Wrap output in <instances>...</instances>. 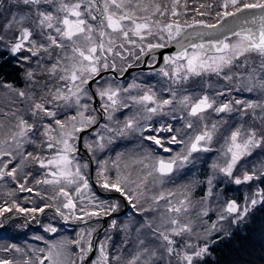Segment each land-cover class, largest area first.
Returning a JSON list of instances; mask_svg holds the SVG:
<instances>
[{"label":"snow or ice","instance_id":"1","mask_svg":"<svg viewBox=\"0 0 264 264\" xmlns=\"http://www.w3.org/2000/svg\"><path fill=\"white\" fill-rule=\"evenodd\" d=\"M188 5L189 0H0V74L15 64L27 82V90H21L0 79L7 99L0 106V182L14 186L7 191L10 200L0 204V218L13 211L35 218L53 208L65 222L87 223L117 212L119 200L109 202L91 190L90 162L77 155L81 143L97 164L98 186L118 193L141 217L120 227L110 221L108 227L121 237L117 243L110 244L109 235L94 245L90 228L75 240L46 242V248L31 249V254L13 245L22 258L0 259V264H83L94 249L99 255L90 264H210L213 245L230 237V229L246 222L258 206L264 208V191L251 188L242 204L230 200L216 209L210 204L217 172L237 186L264 184V161L260 168L241 164L258 149L264 154V0H201L191 18ZM173 42L177 51L164 56V66L156 69L166 78L159 92L135 82L121 88L115 77L109 81L101 75L126 72L133 61L155 68L156 50ZM206 76H215L224 87L210 91L213 84L204 81ZM195 78L199 86L190 87ZM232 92L248 95L228 98ZM97 96L109 121L120 108L139 107L120 126L99 124L89 113V102ZM213 113L215 122L209 120ZM154 116L178 123L159 128L144 123ZM228 117L239 121L223 136L224 163L212 164L206 195L194 202L192 185L166 188L194 162V153L212 151ZM99 127L110 135H98L92 143L81 136ZM136 134L139 143L132 154L117 153L111 167L109 160L96 159L116 138ZM176 145L182 147L174 151ZM156 149L174 154L164 157ZM17 191L51 203L23 207ZM57 230L44 227L45 232ZM72 245L77 253L70 251Z\"/></svg>","mask_w":264,"mask_h":264},{"label":"trees","instance_id":"2","mask_svg":"<svg viewBox=\"0 0 264 264\" xmlns=\"http://www.w3.org/2000/svg\"><path fill=\"white\" fill-rule=\"evenodd\" d=\"M200 2L201 0H196V1L189 0L188 10H187V13L189 15H187V18H191L192 16H195V12L192 11V9L197 8ZM204 2H207V0H204ZM184 18H185L184 16H181L180 19L183 20ZM196 18L200 19V17H196ZM204 19L208 20L209 22H215L213 17H204ZM0 79H6L7 81L13 83L14 87L19 89H24V85H26L22 70L19 72L16 71L15 64H10L6 68H4L3 73L0 74ZM241 164L244 167H249L250 164L252 167L253 165L252 162H250V164L248 162ZM0 185H1L0 204H3L5 200H10V198L7 196V191L12 189L14 186L10 182L6 184L0 182ZM256 185L259 188V190L264 191V184H262L260 181L257 180ZM40 188L42 191L44 190V186H40ZM203 191L204 188L200 187L198 189V194L196 195L200 196L201 192ZM228 192L229 190L227 189L225 194L228 197H234L233 195H235V197L238 199V202L240 203L241 201L240 190L237 189L234 190L233 194H228ZM16 199L21 206L26 208L40 206L44 203H51L50 201L41 200L39 197H36L32 194L20 193L19 191L16 192ZM29 199L32 200L33 203H27L26 201ZM119 201L121 202V206L118 211L122 209V201L121 200ZM48 209H53V208H48ZM11 216H15V218L10 220L5 225V227L2 228L4 226L5 221L8 220ZM124 218H119L115 220L117 223H121L124 220ZM72 221H76V220H72ZM37 223H38V213L35 214V218H32L31 215H25L13 211L12 213H6L5 217L0 218V225H2L0 226V259L19 260L22 258L20 253L15 252L14 248L12 247L13 245L15 247H21V248H27L28 246L32 247V249L44 248L45 245H43L41 241L32 238L33 235L43 237L45 241L48 240L49 238L56 239L60 237L59 234L52 235L50 232L44 231V227L49 223H52V225L55 226L57 229H63L65 232H69L72 235L69 237L70 240H75L74 232L79 229V227L68 228L64 226L60 222L58 217L55 215V213H53V211L51 210H47L42 214L40 218L39 226L35 227ZM92 224L93 222L87 223L85 225L90 226ZM230 231L232 233L230 237L221 240L216 245H213L214 251L210 256V264H249V262H252V264H264V259H261V257L264 256V208L258 206L254 212L250 213V216L246 222H243L240 225H236ZM110 235L113 237L111 244L117 243L118 240L121 238L120 234H118L115 230L112 231ZM106 236H109L108 227L103 233L102 237H106ZM4 249H9V251H4ZM72 249L74 253L78 252L75 250L74 245H72ZM74 259H78V257L75 256Z\"/></svg>","mask_w":264,"mask_h":264},{"label":"rangeland","instance_id":"3","mask_svg":"<svg viewBox=\"0 0 264 264\" xmlns=\"http://www.w3.org/2000/svg\"><path fill=\"white\" fill-rule=\"evenodd\" d=\"M192 1H196V0H192ZM181 11H184V10L181 9ZM187 15H189V14L187 13ZM232 39L234 40L235 38H232ZM199 79L200 78H198V80ZM24 81H25V79H24ZM204 81L205 82L212 81V84L214 86L213 87L214 90H215V88H216L217 85H219L220 88H223L224 87V82L218 80L215 76H210V77L206 76V77H204ZM21 90H27V82H26V85H24V89H21ZM242 95H243V97L246 98L248 94L247 93H243ZM231 97L232 96H230V98ZM217 99L219 100V97H217ZM129 102L130 101H128V103ZM6 103H7V99L5 97V94H4L3 90H0V106L5 105ZM89 103H90L89 113L95 115V113L92 111V104H91V102H89ZM102 104H103V102H102ZM129 109H130V112L128 114L125 113L124 115H122L120 117H118V113H119V110H120V109H118V112L113 113V117H114L113 121H109L106 118V120H105V122L103 124H109L110 126H113V127H117V126L122 125L124 119H127L128 117H131L133 115V108L132 107H129ZM105 115L107 117V114H105ZM238 119H239V117H237L236 119H232L231 118L229 122H231V121H237ZM117 121H119V124H117ZM144 123H146V122L144 121ZM227 130H228V128L226 129L225 133L227 132ZM101 134L102 135H110L109 133L106 132V130L104 128L101 127L99 130L96 131V133L89 134V135L85 136L84 137V140H86L89 143H92L94 140H96L98 138V135H101ZM136 135H138V134H136ZM223 136L220 135L219 136V139H223ZM116 140H121V138H116L113 143H115ZM108 146H110V145H108ZM85 149L87 150V148H85ZM224 151H226V145L224 144V140H223L221 142V144H219V146L212 147V151L211 152H208L209 153L208 156L203 155L202 158H201V160H198V163L197 164L192 165V166L188 165L187 166V169L185 167L183 170H181L180 171V177H179L178 173L175 174L174 180L177 178L176 175H178L179 180L181 181L180 187L182 185H189V184L192 185V193H191V196H192V199H193L194 202L200 201V199L202 198V196L206 195L207 189H208L207 181H208V179L210 177H213L212 164L213 163H217V162L218 163H221V164L224 163V159H225V157L223 155ZM87 152H88V150H87ZM122 152H124V150H122ZM259 152H260L259 149L256 150V152H254V154H253L252 157H247L246 160L245 161H242L241 163L248 162L250 164V162H252L253 165L256 166V168H260L261 162L264 161V154L258 155ZM99 153L100 152H97L96 153V159H101V158L98 157L99 156ZM132 153H133V151L130 150L129 147L127 146V154L130 155ZM90 157L92 158V161H93V169H94L93 170V180L94 181H97V177H96L97 164L95 162V159H93V157L91 155H90ZM115 157H116V153L111 158L109 157V159H105V160H109V167H111V161L114 160ZM197 158H199L198 157V154H197ZM80 160H81V162H84L85 161V160H83L81 158H80ZM253 165H252V167H253ZM252 167H251V164H250V166L249 167H246V168H252ZM207 169H208V171H207ZM238 169H239V171H243L244 170V167L238 166ZM114 172H115V170L112 169V174L113 175H114ZM202 172H203V174H202ZM88 173H89V169L87 170V174ZM213 184H214V187H213L214 196H213L212 200L210 201L211 207L213 209H216L221 204L226 203L227 201H229L230 198H228V196L225 194V192L227 191V189L229 190L228 194H233V191L236 190V189L241 191V201H240L241 204L244 202V197L246 195H250L251 194L250 191H249L250 188L252 190H259V188L256 185V181H253L250 185L249 184H245V185H239V186H237L233 182H231L229 180V178L224 177L222 174H220L218 172L216 173L215 177H213ZM200 186L202 188H204V191L201 192V195L199 196V195H196V194H198V189L200 188ZM0 189H1V185H0ZM91 190L94 192L92 185H91ZM113 200L114 199H110V200L108 199L109 202H112ZM85 203H87V198H85ZM161 203H163V202H161ZM130 209H131V211L126 215L127 217L124 218V220L121 223H117L116 222L117 226H123V225H126V224H130V222H134L136 220V218H137V220L141 219L140 216L135 215V210L134 209H132L131 207H130ZM211 215H212V218L214 220L215 219L214 212ZM48 225L53 226L52 223H49ZM98 226H99V222H94L90 226L89 225L88 226H86V225L85 226L84 225L83 226H80L79 229L74 232V238L77 239V235H78V233L81 232V230H83L84 232L89 231L90 228H94L96 230L98 228ZM53 227H55V226H53ZM234 227L235 226H233L232 228H234ZM112 231H114V230L111 229L110 227H108L109 235H110V233H112ZM93 233H92V235H93ZM51 234L52 235L59 234L60 237H58L56 239L49 238L46 241L44 239L39 240V241L42 242L43 245H45L44 248L47 247V243H53V244H55V243H58V242H60L62 240L67 241V240H70L69 237L72 236L69 232H65L63 229H58L56 233H51ZM35 237H36V235H33L32 238H35ZM104 239H105V237H101L98 241H103ZM110 244H111V242H110ZM19 248H21V247H19ZM74 248H75L76 251H78V249L75 246H74ZM21 249H23L24 251H26V252H28L30 254L32 247L28 246L27 248H21ZM70 251L74 253V251L72 249V246H70ZM98 255H99V252H98V250H96L94 259L96 257H98ZM74 257L75 256H73L72 258L74 259ZM45 264H47V261L45 262Z\"/></svg>","mask_w":264,"mask_h":264},{"label":"flooded vegetation","instance_id":"4","mask_svg":"<svg viewBox=\"0 0 264 264\" xmlns=\"http://www.w3.org/2000/svg\"><path fill=\"white\" fill-rule=\"evenodd\" d=\"M155 56L157 58L156 53H155ZM144 59L147 60V61H149V63H151V58L149 56L144 57ZM158 63H159V61H158V58H157V63L156 64H158ZM160 65L164 66V64H160ZM141 67H145L148 70H146V71H143V70L134 71V72L130 73L128 76H126V78L124 80H119V78L125 72H123V73L116 72L115 73L116 75L111 74L110 76H104V79L105 80L107 79V80H110L111 81V80H113V77H115L116 78L115 83L118 84L121 88L126 87L128 85H131L134 82L137 83V84H140L142 86L152 85L159 92L161 86L165 84L166 78L158 75L156 73V70H149V67H147L144 63H140V62L133 61V67H131V69H134V68L135 69H139ZM109 72H111V71H109ZM197 80H198V78H195L193 81H190L189 82V86L190 87H198V84H196V81ZM210 82L212 83V81H210ZM103 83H104V80H101V84H103ZM95 86L96 85L94 83L93 86H92L94 92H95L96 87H97V86L96 87ZM212 90H214V89H210V91H212ZM132 94L135 95L136 94V90H133ZM122 95L127 96V93H123ZM164 95H166V94H164ZM230 96H232V97L233 96H235V97H243L242 94L235 93V92H232L229 95L228 98H230ZM96 98L99 100L100 108L103 110L102 101L100 100V98L98 96ZM223 99H225V98L224 97H219V100H223ZM91 104H92V109H94L93 108V101H91ZM129 104H131V101L129 102ZM138 107L139 106H132V108H133V114L136 113ZM116 112H118V110ZM129 112H130V109L129 108H120L119 113H118V117L124 115L125 113L128 114ZM94 113H95L96 116H98V114H97L96 111ZM105 114L106 113L104 112V120L102 121L101 124H103L105 122V120H106V115ZM141 115H144V113H141ZM97 118H99V116ZM216 119H217V117L215 116L214 113L209 117V120H211L213 122H215ZM227 119H228V123L224 124L220 128V132H219V134H217V137L216 136L214 137V140H213V143H212V147L219 146V144H221V142L223 141V139H219V136L220 135L223 136L227 128L229 129V127L232 124H235V123H237L239 121V119H238L237 121H231V122H229L230 119H231V117H228ZM145 122L146 123H151L152 126L157 127V128H159L162 124H166V123H173L174 125L178 123L177 121H173L170 116H154V117H152L151 121H145ZM100 128L101 127L97 128V130H99ZM90 134H94V133L92 132ZM161 135L162 136H167L169 134L168 133H161ZM84 137L85 136H83V138ZM138 143H139V135H134V136L127 137V138H121V140H116L115 143H113L112 145L108 146L105 149V151L100 152L98 157L99 158H102V159H109V157L111 158L115 153L116 154L118 152L120 153V152H122V150H124V152L127 153V146L129 147L130 150H132L134 152L137 149ZM144 143H148V142H144ZM151 147L153 149L156 148L155 145H151ZM172 147L174 148V151H175V150L181 148L182 145H176V146H172ZM84 150H85V152L82 155L80 154L79 157L81 159L87 161V155H89V153L87 152V150L85 148H84ZM156 151L160 152V154L162 156H164V157H168V156L174 154V152L173 153H163L159 149H156ZM197 154H198V157L199 158H197ZM208 154L209 153H203V152H201L200 154L199 153H194L193 156H194L195 159H194V162L192 164H190V166L197 164L198 163V160H201V158H202L203 155L208 156ZM186 169H187V167H186ZM178 175L180 177V172H178ZM178 175H176L177 178L174 180V183H171V184L167 185L166 188H172V189H179L180 188L181 181L179 180ZM92 187H93L94 192L96 194H98V196L100 198H102V199H107L108 198L107 195L117 194L118 196H114L115 197L114 200H116V199H119L120 200V196H119L118 193L110 192V191H106L104 189H101L97 185V182L96 183L94 182V185H92Z\"/></svg>","mask_w":264,"mask_h":264},{"label":"water","instance_id":"5","mask_svg":"<svg viewBox=\"0 0 264 264\" xmlns=\"http://www.w3.org/2000/svg\"><path fill=\"white\" fill-rule=\"evenodd\" d=\"M232 27H236V25L233 24ZM237 30H238V29H237ZM188 31L191 32L192 29H188ZM204 31H207V30L205 29ZM221 31H224V30L222 29ZM229 35H230V34H229ZM230 38H233V37L230 36ZM208 39H209L208 37H204V42L207 43ZM197 42H199V41H197ZM176 51H177V46L175 45V42H173V44H172L171 46L167 47V48L156 50L155 53H156V55H157V58H158L159 63L155 65V68H149V70H156V69H158L159 67H161L162 65H160V64H163V57L166 56V55H174ZM138 70L146 71V70H148V69H146L145 67H141V68H139V69H135V68H134V69H131V68H128V70H127V71H126V72H125V73L119 78V80H124V79L126 78V76H128L130 73H132V72H134V71H138ZM111 74L116 75V74L113 73V72H104V73H102L101 75L104 77V76H110ZM93 84H94V82H93ZM93 84L91 85V91H92V92H94V91H93V88H92ZM93 108L96 110V112H97V114H98V116H99V118H98V123L101 124L102 121H103L104 119H100V117H104V111L100 108L99 100H98L97 98H95V99L93 100ZM93 127H95V126H93ZM91 132H92V130L89 129L88 131H86V132H84V133H81V136H84V135L89 134V133H91ZM84 151H85V150L83 149V147H82V143H81V145H80V151H79V153H77V154L80 155V154H82V152H84ZM87 160L90 162V163H89V180H90L91 183H93V180H92V177H93V163H92L91 158L88 157V156H87ZM107 196H118V195H117V194H111V195H107ZM121 199L123 200L122 197H121ZM123 201H124V200H123ZM46 210H47V209H45V211H46ZM126 211H127V204H126V202L124 201V207H123V210H122L121 212H119V213H112V215L109 216V217H102V218L98 219V220L101 221V225H100V227L96 230V232L93 234V236H92V238H91L92 241H93V243H94V245L97 244L99 237L101 236V234H102L103 231L105 230L108 219L111 218V217H116V216H117V217H120V216H123V215L126 213ZM41 214H42V213H39V215H38V219L40 218ZM57 216H58V215H57ZM58 217H59V216H58ZM14 218H15V216H11V217L5 222V225H6L10 220H12V219H14ZM59 218H60V217H59ZM92 220H97V219H92ZM92 220H90V221H92ZM62 222H63L65 225H68V226H75V225H80V224H82V222L71 223V222H68V221L65 222V221H63V220H62ZM88 222H89V221H88ZM5 225H4V226H5ZM95 253H96V250L94 249L93 252L89 253L88 257L84 260L83 264H90V261L94 258Z\"/></svg>","mask_w":264,"mask_h":264}]
</instances>
